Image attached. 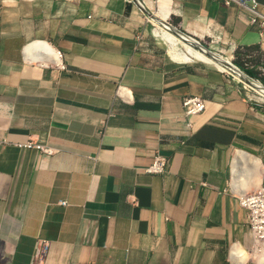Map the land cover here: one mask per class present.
Masks as SVG:
<instances>
[{
  "label": "crops",
  "instance_id": "1",
  "mask_svg": "<svg viewBox=\"0 0 264 264\" xmlns=\"http://www.w3.org/2000/svg\"><path fill=\"white\" fill-rule=\"evenodd\" d=\"M139 1L211 50L264 57L249 3ZM144 19L132 0H0V264H250L237 197L264 186L263 109L169 58ZM189 95L205 109L186 115ZM155 153L162 173L145 171Z\"/></svg>",
  "mask_w": 264,
  "mask_h": 264
},
{
  "label": "built area",
  "instance_id": "2",
  "mask_svg": "<svg viewBox=\"0 0 264 264\" xmlns=\"http://www.w3.org/2000/svg\"><path fill=\"white\" fill-rule=\"evenodd\" d=\"M226 5L234 2L238 5L248 6V22L264 27V5L260 6L256 0H223ZM138 40L141 41L140 36ZM38 55H43V51H36ZM56 54L60 56L57 50ZM61 67L63 65L61 64ZM181 104L186 115L195 114L205 109V100L199 95H189L182 98ZM14 145L20 149H34L43 155H53L58 150L55 147L43 143L41 140L27 139L23 142H16ZM166 157L155 153L152 161L145 169L148 173H162L166 169ZM239 206L247 213V224L252 238V246L260 245L264 241V186L249 193H241L237 197Z\"/></svg>",
  "mask_w": 264,
  "mask_h": 264
},
{
  "label": "bare ground",
  "instance_id": "3",
  "mask_svg": "<svg viewBox=\"0 0 264 264\" xmlns=\"http://www.w3.org/2000/svg\"><path fill=\"white\" fill-rule=\"evenodd\" d=\"M160 16L161 17H157L161 20L166 19L164 15ZM152 25L154 26L152 31L153 35L157 38V40H160L163 44H165V51L169 58L173 61H176L177 63L203 62L211 64L220 70H225L234 74L235 78L248 85L260 99L264 98V86L260 82L248 77L245 73L232 65L228 61V58L225 59L216 53L209 52L208 50L200 47L196 41L189 39L187 36L178 33L171 28H162L154 22ZM237 254V250L234 249L232 256L235 257ZM260 264H264L262 259Z\"/></svg>",
  "mask_w": 264,
  "mask_h": 264
},
{
  "label": "rangeland",
  "instance_id": "4",
  "mask_svg": "<svg viewBox=\"0 0 264 264\" xmlns=\"http://www.w3.org/2000/svg\"><path fill=\"white\" fill-rule=\"evenodd\" d=\"M144 22L146 24H148L149 26V36L150 39L152 41H156L158 42L160 49L162 50V52L166 54L165 51V44H163L160 40H157V38L153 35L152 31H153V25L150 21H147L146 19H144ZM155 38V39H154ZM215 51V50H214ZM218 52V51H216ZM219 54H221L223 57L228 58L232 64L236 65L237 64H241L242 67L237 66L241 71L244 72V69H250L253 70L255 73L254 77L249 76L250 78L260 82L263 86H264V65L263 67H261V62L264 63V57L258 56L256 54H254L253 56H238L237 58L234 57L233 55L231 56L230 54L226 53V54H222L220 52H218ZM234 61H238V62H234ZM192 64H199V65H204V66H208L211 68L216 69L215 66L211 65V64H207V63H203V62H195ZM218 69V68H217ZM220 70V69H219ZM223 72V74L228 75L230 80L234 82V84H236L239 88V91L241 92V94L247 98V100L260 105L263 109L264 112V98L260 99L259 96L245 83H243L242 81H239L237 78H235L234 74L227 72L225 70H221ZM245 73V72H244ZM254 94V95H253ZM251 98V99H249ZM249 253H251V255L249 256V263L250 264H260L261 259L264 261V241L260 244V245H256V246H252L249 250Z\"/></svg>",
  "mask_w": 264,
  "mask_h": 264
},
{
  "label": "water",
  "instance_id": "5",
  "mask_svg": "<svg viewBox=\"0 0 264 264\" xmlns=\"http://www.w3.org/2000/svg\"><path fill=\"white\" fill-rule=\"evenodd\" d=\"M132 1L135 2V3L141 8V10L144 12V14H145V16H146L147 19L152 20V22H154V23L157 24L158 26H160V27H162V28H167V29H170V28H171V29L177 31L178 33H181V34L187 36L189 39L196 41L200 47H202V48L208 50L209 52L216 53V54H218L219 56L223 57V56H222L221 54H219L218 52H216V51H214V50H211V49L207 48L206 46H204V45H203L202 43H200L197 39H195V38H193V37H191V36H189V35H187V34L181 32V31H179L176 27H174L173 25H171V24H170L169 22H167L166 20H161L160 18H158V17H157L156 15H154L153 13H149V12H148V11L142 6V4H141V2H140L139 0H132ZM223 58L227 59L226 57H223ZM228 61L231 63L230 60H228ZM231 64H232V63H231ZM232 65H234V64H232ZM234 66H235L236 68H238L236 65H234ZM238 69H239V68H238ZM239 70H240V69H239ZM240 71H241V70H240ZM242 72H243V71H242ZM243 73H244V72H243ZM245 74L248 76L247 73H245ZM248 77H249V76H248Z\"/></svg>",
  "mask_w": 264,
  "mask_h": 264
},
{
  "label": "trees",
  "instance_id": "6",
  "mask_svg": "<svg viewBox=\"0 0 264 264\" xmlns=\"http://www.w3.org/2000/svg\"><path fill=\"white\" fill-rule=\"evenodd\" d=\"M234 62H238V61H234ZM237 66H239V67H242V65L240 64H237V63H235ZM243 68V67H242ZM244 72L245 73H247L249 76H251V77H254L255 76V73H254V71L253 70H250V69H244Z\"/></svg>",
  "mask_w": 264,
  "mask_h": 264
}]
</instances>
